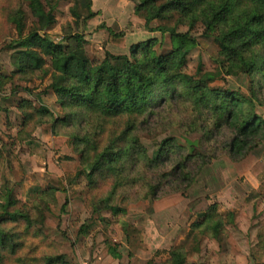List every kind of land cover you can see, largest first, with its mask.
Returning a JSON list of instances; mask_svg holds the SVG:
<instances>
[{
  "label": "trees",
  "instance_id": "1",
  "mask_svg": "<svg viewBox=\"0 0 264 264\" xmlns=\"http://www.w3.org/2000/svg\"><path fill=\"white\" fill-rule=\"evenodd\" d=\"M61 1L70 0H0V41L11 28L17 33L8 43L17 70L0 76V95L5 86L51 76L50 89L63 117L24 99L19 137L28 141L40 127L43 135L55 138L56 150L71 141L80 157L77 178L87 180L86 208L92 213L123 218L127 211L122 205L130 199L186 192L220 155L239 162L263 144L264 119L254 102L264 106V0H130L148 31L170 36L172 49L159 54L153 39L132 46L129 55L106 53L102 62L88 57L79 34L64 43L46 35L57 23ZM73 1L70 14L77 24L96 17L92 0ZM25 6L35 22L28 33ZM155 21L159 25L152 27ZM184 27L187 30L181 31ZM198 28L202 38L218 47L217 69L205 71L200 62L191 75L186 70L198 46ZM109 43L124 48L125 35L109 30ZM241 75L249 78V96L218 86L227 77ZM164 126L197 135V144L188 149L171 136L151 157L142 144L143 134H163ZM4 150L0 148V171L6 162ZM251 173L264 190V162ZM49 183L33 205L18 207L12 193L0 191V264H69L60 246L41 229L50 204L58 202L57 192H66L56 174ZM191 232L221 240L225 219L216 204L200 214ZM258 237L264 250V228ZM109 253L121 258L112 247ZM166 264H188L186 251L172 249Z\"/></svg>",
  "mask_w": 264,
  "mask_h": 264
},
{
  "label": "rangeland",
  "instance_id": "2",
  "mask_svg": "<svg viewBox=\"0 0 264 264\" xmlns=\"http://www.w3.org/2000/svg\"><path fill=\"white\" fill-rule=\"evenodd\" d=\"M92 1L96 17L86 24L83 21L77 24L71 16L73 0L61 1L56 12L57 23L46 35L57 43H64L72 35L83 36L86 53L94 62H102L106 53L129 55L132 46L153 39L157 41L155 49L159 54L171 51L170 36L148 31L130 0ZM24 9L28 14V33L35 22L28 8ZM158 25V21L152 23V27ZM109 30L125 35L124 48L109 43ZM197 31L198 46L189 57L186 70L191 75L196 73L200 62L205 71L217 69L218 47L200 36L202 29ZM16 38L17 33L11 28L10 34L0 41V76H10L17 70L15 51L8 46ZM51 82L49 76L18 82L2 90L0 148L5 147L6 162L0 171V191L2 195L12 193L18 207L21 203L33 205L50 187L52 174L63 180L66 192H57L58 202L50 204L41 229L60 246V253L69 264H166L172 249H184L188 264H264V250L258 237L264 228V190L260 178L251 173L258 162H264V142L239 162L220 155L202 170L186 192L158 199L150 196L138 201L130 199L122 205L127 211L123 218L110 213L94 214L86 208L87 180L77 178L80 157L73 151L71 141L56 150L55 138L43 135L40 127L28 141L19 137L22 131L19 106L24 99L36 108H48L55 117H63L61 105L50 89ZM218 86L250 95L249 78L245 75L227 77ZM254 104L257 114L264 119V106L256 101ZM164 127L167 131L163 134L161 130L143 134L142 144L151 157L161 142L171 136L188 149L197 144V135L187 136L175 128ZM130 197L133 199L135 195ZM213 204L225 219L226 232L220 241L191 232L200 214ZM126 225L127 233L123 229ZM110 247L116 249L120 259L111 256Z\"/></svg>",
  "mask_w": 264,
  "mask_h": 264
},
{
  "label": "crops",
  "instance_id": "3",
  "mask_svg": "<svg viewBox=\"0 0 264 264\" xmlns=\"http://www.w3.org/2000/svg\"><path fill=\"white\" fill-rule=\"evenodd\" d=\"M196 263V262H195ZM194 264V263H193ZM196 264H199V263H196Z\"/></svg>",
  "mask_w": 264,
  "mask_h": 264
}]
</instances>
